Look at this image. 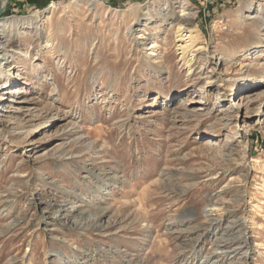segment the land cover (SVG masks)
Listing matches in <instances>:
<instances>
[{
  "label": "rangeland",
  "instance_id": "rangeland-1",
  "mask_svg": "<svg viewBox=\"0 0 264 264\" xmlns=\"http://www.w3.org/2000/svg\"><path fill=\"white\" fill-rule=\"evenodd\" d=\"M185 1L5 0L0 264H264V0Z\"/></svg>",
  "mask_w": 264,
  "mask_h": 264
},
{
  "label": "bare ground",
  "instance_id": "bare-ground-1",
  "mask_svg": "<svg viewBox=\"0 0 264 264\" xmlns=\"http://www.w3.org/2000/svg\"><path fill=\"white\" fill-rule=\"evenodd\" d=\"M4 2H5V0H0V3L3 5L4 4ZM186 5V1L185 0H182V9H185L187 6H185ZM57 4L55 3V2H53L50 6H49V8H51L52 9V13H53V10H55L56 8H57ZM181 9V10H182ZM185 10H182V14L181 15H189V13L188 12H184ZM51 13V14H52ZM37 14L35 13V16H34V18L32 19L31 17L29 18V19H27V20H25V22H26V24L27 23H29V25L30 24H33V23H35V20L37 19ZM189 17V16H188ZM48 19L50 20L51 19V15L48 17ZM21 22V19L20 18H18V17H11V18H8V19H6L5 21H3V24H2V28H1V32H5V28H10V29H12L13 28V25L14 26H16L18 23H20ZM17 23V24H16ZM36 24H38V23H36ZM190 36V35H189ZM6 42V41H5ZM7 43H8V46H11V44L13 43L12 41H10V40H7ZM52 45V43H48L47 42V44L45 45V46H51ZM21 98H23L22 100H19L18 101V103H26V102H28L29 101V99H27L25 96H22Z\"/></svg>",
  "mask_w": 264,
  "mask_h": 264
},
{
  "label": "water",
  "instance_id": "water-1",
  "mask_svg": "<svg viewBox=\"0 0 264 264\" xmlns=\"http://www.w3.org/2000/svg\"><path fill=\"white\" fill-rule=\"evenodd\" d=\"M6 1H8V0H6ZM4 10H5V5H3V6L0 7V14H1L2 12H4Z\"/></svg>",
  "mask_w": 264,
  "mask_h": 264
}]
</instances>
